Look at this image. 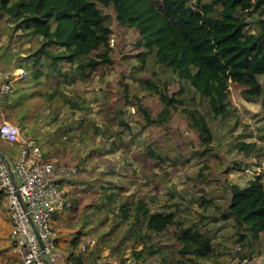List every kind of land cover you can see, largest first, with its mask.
<instances>
[{
	"label": "trees",
	"instance_id": "trees-1",
	"mask_svg": "<svg viewBox=\"0 0 264 264\" xmlns=\"http://www.w3.org/2000/svg\"><path fill=\"white\" fill-rule=\"evenodd\" d=\"M104 9L110 10L117 26L136 31L137 39L133 45L140 48L137 54L140 68L149 62L170 74V79L163 81L164 88L156 80L140 83L143 90L160 100L161 109L154 116L135 94H130L127 83L120 80L123 104L136 106V112L141 114L138 122L141 129L154 123L160 126L178 111L187 118L189 127L197 132L201 154H210V143L215 136L213 126L219 125L232 109L228 100L229 84L239 85L240 94L246 101L263 103L264 100V84L257 80L259 75L264 77V0H0V18L3 20L0 30L7 36V42L10 43L14 35L20 33L18 39L29 43L24 50L25 56H20L24 55L23 52H7V45L0 48L2 71H24V75L14 81L11 90L1 98L0 119L11 117L15 125H20L22 130L26 128L24 131L29 132L55 165L61 161L55 156L57 154H52L51 138L57 137L61 144L79 138L80 145L74 156L65 163L71 166L69 168L77 184L85 185L83 191L94 195L83 199L71 198V207L79 208L85 223L90 221L87 213L96 215L97 225L108 218L109 212L121 211L127 201H122L119 195L107 199L113 193L108 190L110 187H125L113 184L114 177L117 176L121 182L128 179L129 172L135 176L138 169L143 171V176L149 177L145 172L149 166L145 158L139 156L140 159L135 160L137 167L132 169L125 152H121L123 162H107L93 176L82 169L88 163L95 164L97 155L106 146L109 150L127 147L121 135L131 134L119 106L113 110L117 124L111 130L107 124H96L90 117V108L73 93L69 95L62 89L73 85L77 79L88 81L98 66L112 61L109 40L113 30ZM64 62L69 64L68 70L62 68ZM174 81L181 86L168 93L166 87ZM184 88L186 104L181 106L179 102ZM62 106L69 107L70 112L60 115ZM75 111L80 112L77 120L74 119ZM41 117L45 118L44 125L39 121ZM29 121L31 125L26 127ZM72 130L75 132L70 133ZM76 131L79 133L75 134ZM134 141L144 148L145 157L155 160L150 170L164 161L165 153L158 146L152 143L143 145L137 137ZM234 147L244 153L255 152V159H259L260 148L254 143L236 142L231 146L232 149ZM212 155L224 158L216 153ZM225 163L223 172L230 168L241 169L234 157ZM258 163L255 162L256 165ZM251 165L246 164V167ZM262 178V174L254 175L243 185L225 182L224 193L219 197L226 202L224 206H218L217 214H214L215 220H232L237 241L243 243L245 239L249 246L264 232ZM142 198H137L134 205L138 212L145 204ZM86 208L88 212L85 214L83 210ZM145 211L150 230L160 232L169 225L175 226L180 232L181 254L199 258L212 255L211 237L196 227L183 226L174 210L168 213L144 210L142 213ZM252 251L248 254L240 251L238 254L240 258L249 255V259L254 260ZM93 258L91 252L86 259ZM263 258L264 253L253 264H258ZM83 262V256L78 254L71 264Z\"/></svg>",
	"mask_w": 264,
	"mask_h": 264
},
{
	"label": "rangeland",
	"instance_id": "rangeland-1",
	"mask_svg": "<svg viewBox=\"0 0 264 264\" xmlns=\"http://www.w3.org/2000/svg\"><path fill=\"white\" fill-rule=\"evenodd\" d=\"M104 11L108 14V22L113 30L112 38L109 40L112 48L110 53L112 61L109 64L98 66L91 73L88 81L82 82L77 79L73 85H67L62 89L69 95L73 93L72 95L82 104L90 108V117L96 124H107L112 128L111 130L117 124L113 110L119 106L124 121L131 128V134L121 135L127 147L121 150H109V147L106 146L97 155L95 164L88 163L82 169L93 176L107 162H123L121 152H125L126 161L130 163L132 169L137 167L138 162L135 160L140 157L145 158L146 165L149 164L145 168V172H148L149 177L143 176L141 169H138L135 176L129 172L128 179L125 178L121 182L117 176L114 177L113 184L118 183L125 187L118 189L112 186L108 189L113 192L110 193L111 197L107 193L106 195H108L107 199L119 195L122 201L127 200L121 211L109 212L108 218L103 220L101 225H97L96 215L91 212L87 213L90 221L82 222L79 208L71 207V198L80 197L83 199V197H92L94 194L90 191H83L85 185L77 184L75 176L71 173L73 171L69 168L71 166L65 163L70 159L69 157L74 156L75 149L80 145L79 138L75 137L73 140L61 144L57 137H52L50 140L51 148L54 149L52 154H57L55 156L61 161L57 165L52 161V164L64 176L57 186L63 188L65 198L69 202L68 209L66 208L62 213L54 214L51 217L54 219L55 229L58 232L55 248L61 255V260L56 261L57 264L72 263L73 256L75 257L78 253L77 244L81 236L85 235H91L96 239V245L92 249L94 254L98 255L97 258L103 260H121L123 257H130L134 264H229L233 260L237 262L242 259L238 252L244 251L248 254L254 249L252 251L254 260L251 264L257 262L264 253V232L259 234L257 241H251L252 246H249L245 239L243 243L237 241L232 220H215L214 214H217L218 206L222 207L226 202L223 197H219L224 193L222 189L225 182L243 185L245 180L257 174H262L264 181V100L263 103L246 101L240 94L241 87L230 83L228 100L232 109L219 125L213 126L215 136L210 143L212 147L210 154L207 152L201 154L197 132L189 127L187 118L178 111L172 114L168 122L160 126L154 123L146 129H141L138 123L141 120V114L136 112V106L123 104L120 80L123 79L127 83L130 94H135L138 101H141L151 116H154L161 109L160 100L157 96L150 95L143 90L140 83L146 80H156L164 88L163 81L169 80L170 74L158 65L149 62L146 67L140 68L137 56L140 48L137 49L133 45L137 39L136 31L125 26H117L110 10L104 9ZM2 21L0 18V23ZM18 35L15 34L13 40L8 43L7 36L0 30V48L7 45L6 50L9 53H24V50L29 47V43L21 42ZM25 55L26 53L20 56ZM69 67V64L62 63L64 70H68ZM1 68L0 64V82L6 75L13 74V72L18 79L24 75L23 70L21 75L16 74V71L21 69L4 72ZM257 80L264 84L263 76H257ZM179 86L181 84L174 81L167 85L166 90L168 93L177 91ZM185 90L184 88L179 102L181 106L186 104ZM133 102H137V100H133ZM199 110H201L200 107ZM68 112H70V108L67 106H62L59 110L60 115ZM79 114V111H75V120L79 118ZM6 120L13 123L11 117ZM39 121L44 125L45 118L41 117ZM210 123L214 124L212 121ZM29 125H31V121L27 122L26 127ZM19 130L22 136L33 140L29 132L24 131L26 128L22 130L19 125ZM71 132L74 133L75 130ZM78 133L79 131H76L75 134ZM135 137L139 143L143 145L152 143L165 153L164 161L159 162L157 167L151 168L154 170H150L149 167L155 160L144 156L145 150L142 146L136 145ZM44 142L45 140L40 145L41 147ZM236 142L254 143L260 148L259 159H255V152L244 153L243 150L235 147L232 149L231 146ZM0 150L8 156V161L13 169L21 149L17 145L0 143ZM40 151L42 161L50 162L52 160L49 159L51 157L47 156L44 149L41 148ZM215 153L224 158L212 155ZM231 157L235 158L241 169L230 168L228 172H223L227 165L225 162L229 161ZM255 162H259V165H256ZM249 163L252 165L246 167V164ZM102 192L100 193L104 194ZM137 198H142L145 202L139 212L134 209ZM144 210H148V212L156 210L163 213L174 210L180 216L183 226L196 227L211 237L212 255L208 258H199L192 254H181L179 252L180 232L175 226L169 225L160 232L150 230L147 212L142 213ZM86 212H88L87 208L83 210V213L86 214ZM7 227L2 228L6 234ZM1 239L0 258L2 256L7 264H16L18 256L12 251V240L9 234L1 236ZM239 245L240 248L236 249ZM72 249L73 254L70 253ZM91 252L82 256L85 257ZM119 253L121 255H118ZM248 256L243 258H249Z\"/></svg>",
	"mask_w": 264,
	"mask_h": 264
},
{
	"label": "built area",
	"instance_id": "built-area-1",
	"mask_svg": "<svg viewBox=\"0 0 264 264\" xmlns=\"http://www.w3.org/2000/svg\"><path fill=\"white\" fill-rule=\"evenodd\" d=\"M17 79L14 72L3 78L0 100ZM0 138L10 144L18 143L21 149L13 169L7 155H2L5 160L0 158V195L5 198L12 220L9 233L12 251L18 256L20 264H48L44 255L57 264L61 255L55 248L58 233L51 217L69 206L63 188L57 186L64 176L52 163L42 161L40 147L22 136L19 127L4 118L0 121ZM95 245L93 236H82L77 252L86 255ZM101 260L96 258L86 264H99ZM252 261L242 258L229 264H251ZM111 264L134 262L130 257H123L121 260L112 259Z\"/></svg>",
	"mask_w": 264,
	"mask_h": 264
},
{
	"label": "crops",
	"instance_id": "crops-1",
	"mask_svg": "<svg viewBox=\"0 0 264 264\" xmlns=\"http://www.w3.org/2000/svg\"><path fill=\"white\" fill-rule=\"evenodd\" d=\"M23 72H22V70H17L16 71V74L17 75H21ZM0 143H2L3 145H5L7 142H5L4 140H2L1 138H0ZM10 145H17L18 147H19V144L18 143H13V144H10ZM0 152H1V154L2 155H6V154H4L1 150H0ZM9 225V226H8ZM8 226V227H7ZM53 226L55 227V225H54V219H53ZM7 227V229H5V230H7V234L4 232V230L2 229V228H6ZM11 227H12V220H11V217H10V213H9V210H8V208H7V206H6V201H5V198L3 197V196H1L0 195V239H1V236H3V235H8L9 233H10V230H11ZM57 230V229H56ZM58 233V232H57ZM57 238H58V235H57ZM81 238H82V236H81ZM80 238V239H81ZM68 239V238H67ZM70 239H72L71 237H70ZM0 241H2V239L0 240ZM70 241H72V240H70ZM67 248V247H66ZM90 251H92V253H93V256L94 257H98V255H95L94 254V250L93 249H91ZM89 251V252H90ZM71 254H73V249L71 250V252H70ZM79 253H77L76 255H78ZM89 255H87V256H85V257H88ZM74 257V256H73ZM84 256H83V258H84V262H83V264H86V262H89V261H94L96 258H93V260L91 259V260H89V259H86ZM2 261V262H1ZM7 264V262L3 259V257L1 256V258H0V264ZM16 264H20V260H19V258L17 259V262H16ZM99 264H111V260H108V259H106V260H101V263H99Z\"/></svg>",
	"mask_w": 264,
	"mask_h": 264
},
{
	"label": "water",
	"instance_id": "water-1",
	"mask_svg": "<svg viewBox=\"0 0 264 264\" xmlns=\"http://www.w3.org/2000/svg\"><path fill=\"white\" fill-rule=\"evenodd\" d=\"M0 158L2 160H5L4 157L2 156L1 152H0ZM44 258L48 264H54V262H52V260L50 258H48L46 255H44ZM258 264H264V258Z\"/></svg>",
	"mask_w": 264,
	"mask_h": 264
}]
</instances>
